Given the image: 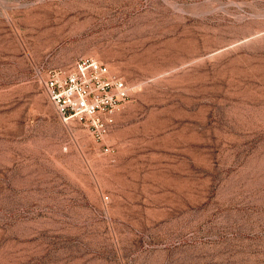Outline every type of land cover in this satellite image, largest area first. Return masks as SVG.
I'll return each mask as SVG.
<instances>
[{
	"label": "rangeland",
	"instance_id": "374dc122",
	"mask_svg": "<svg viewBox=\"0 0 264 264\" xmlns=\"http://www.w3.org/2000/svg\"><path fill=\"white\" fill-rule=\"evenodd\" d=\"M79 56L102 140L43 85ZM0 264H264V0H0Z\"/></svg>",
	"mask_w": 264,
	"mask_h": 264
},
{
	"label": "built area",
	"instance_id": "2783aa9c",
	"mask_svg": "<svg viewBox=\"0 0 264 264\" xmlns=\"http://www.w3.org/2000/svg\"><path fill=\"white\" fill-rule=\"evenodd\" d=\"M43 85L61 120H78L96 140L104 138L115 122V111L130 97L123 77L90 56H79L67 67L49 68ZM110 149L105 145L104 151Z\"/></svg>",
	"mask_w": 264,
	"mask_h": 264
}]
</instances>
